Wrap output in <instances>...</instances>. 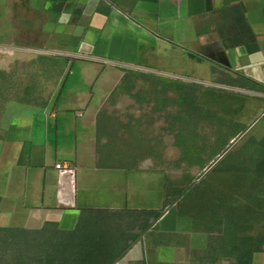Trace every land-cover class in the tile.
Instances as JSON below:
<instances>
[{
  "label": "crops",
  "instance_id": "crops-1",
  "mask_svg": "<svg viewBox=\"0 0 264 264\" xmlns=\"http://www.w3.org/2000/svg\"><path fill=\"white\" fill-rule=\"evenodd\" d=\"M17 43L75 64L49 109L0 126V229L69 232L87 210L142 212L150 233L115 264H188L205 245L167 208L166 173L99 166L97 115L123 75L112 67L227 73L264 92V0H0V45Z\"/></svg>",
  "mask_w": 264,
  "mask_h": 264
},
{
  "label": "rangeland",
  "instance_id": "rangeland-1",
  "mask_svg": "<svg viewBox=\"0 0 264 264\" xmlns=\"http://www.w3.org/2000/svg\"><path fill=\"white\" fill-rule=\"evenodd\" d=\"M20 43L0 45V126L49 109L75 64ZM112 68L123 75L97 115L98 165L166 173L167 208L192 217L205 245L188 264H247V254L264 249V92L227 73L201 81ZM92 219L104 241L100 264L114 262L152 227L142 212ZM84 243L55 226L0 233V264H14L9 244L25 263L85 264L74 247Z\"/></svg>",
  "mask_w": 264,
  "mask_h": 264
},
{
  "label": "trees",
  "instance_id": "trees-1",
  "mask_svg": "<svg viewBox=\"0 0 264 264\" xmlns=\"http://www.w3.org/2000/svg\"><path fill=\"white\" fill-rule=\"evenodd\" d=\"M110 212L111 211H104V210H87V211H84V213L81 217L80 224L77 227V229L68 232L71 235L81 237L84 240V242H85L83 244L84 248H81V250H80L79 246L78 247L74 246V247L77 250V256H79L82 259L81 261H84V260L86 261L85 264H100L99 263L100 259H102V257L106 254L104 252V250H102V247L104 246V241L101 242L100 238L98 236H96L99 232V230L96 228V225L94 224V223H96V219H92V217L94 215H102V214H106V213H110ZM163 215H164V211L160 212L158 214L156 220H159ZM87 217L90 218V220L88 222H87ZM86 223H91V225H92L91 230L88 229ZM29 232L30 231H28V230H22V229H9V228L0 229V233L27 234ZM62 232H64V231H62ZM9 246H10V248H12V250L11 251L9 250L8 252L13 253L12 260H13L14 264H30V263H25V262L21 261L22 258L18 255L19 251H16L17 248H15L14 245L9 244ZM129 249H127L123 253H121L118 256V258L114 262H112L111 264H115L117 261L122 259L125 256V254L128 252ZM243 260L247 261V264H251L252 260H253V253L247 254L243 258ZM8 262L9 261H7V263ZM240 262H241V264H244V263H242V259ZM7 263H4V264H7Z\"/></svg>",
  "mask_w": 264,
  "mask_h": 264
},
{
  "label": "built area",
  "instance_id": "built-area-1",
  "mask_svg": "<svg viewBox=\"0 0 264 264\" xmlns=\"http://www.w3.org/2000/svg\"><path fill=\"white\" fill-rule=\"evenodd\" d=\"M61 167H62L61 164H58V165H57V168H58V169H61Z\"/></svg>",
  "mask_w": 264,
  "mask_h": 264
}]
</instances>
